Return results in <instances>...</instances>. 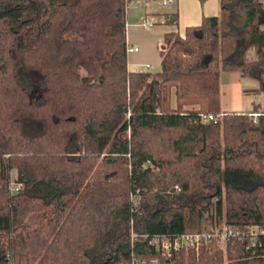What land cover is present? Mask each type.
<instances>
[{
	"label": "trees",
	"instance_id": "obj_1",
	"mask_svg": "<svg viewBox=\"0 0 264 264\" xmlns=\"http://www.w3.org/2000/svg\"><path fill=\"white\" fill-rule=\"evenodd\" d=\"M176 21L158 72H128L124 0H0V264H264V7ZM233 72L262 106L221 112ZM203 214L224 249L148 245Z\"/></svg>",
	"mask_w": 264,
	"mask_h": 264
},
{
	"label": "crops",
	"instance_id": "obj_2",
	"mask_svg": "<svg viewBox=\"0 0 264 264\" xmlns=\"http://www.w3.org/2000/svg\"><path fill=\"white\" fill-rule=\"evenodd\" d=\"M264 7V0H259ZM218 0H173L166 7H160L156 0L129 2L125 6L126 69L128 72L156 73L159 70L157 46L162 36L171 30L166 22L170 15H176V32L182 37L188 27L200 24L201 19L215 17ZM143 20L152 24L143 28ZM135 49L136 51H128ZM253 59V58H252ZM154 68L152 72L149 69ZM241 79L235 72L219 75L220 110L223 113H246L251 111V94L244 92ZM261 106L263 105L262 97Z\"/></svg>",
	"mask_w": 264,
	"mask_h": 264
},
{
	"label": "built area",
	"instance_id": "obj_3",
	"mask_svg": "<svg viewBox=\"0 0 264 264\" xmlns=\"http://www.w3.org/2000/svg\"><path fill=\"white\" fill-rule=\"evenodd\" d=\"M133 0H124L125 6ZM143 2L149 0H141ZM160 7H166L168 4L172 3L173 0H156ZM202 1V0H200ZM168 21V20H167ZM143 28H149L152 24L143 20L141 23ZM128 51H136L135 49ZM255 116V115H254ZM202 120L206 122L216 123L220 120L219 115H206L202 116ZM18 185H13L9 188L10 194H13L17 191ZM222 232L218 233H198V234H186L182 233L176 237H164V236H152L148 238V245L158 251L163 256H168L171 251L178 249H192L197 251L201 247H207V245L212 244V240L219 241L224 238L233 237L237 234L236 231H233L231 227L222 228ZM131 264H138L137 262H132Z\"/></svg>",
	"mask_w": 264,
	"mask_h": 264
},
{
	"label": "rangeland",
	"instance_id": "obj_4",
	"mask_svg": "<svg viewBox=\"0 0 264 264\" xmlns=\"http://www.w3.org/2000/svg\"><path fill=\"white\" fill-rule=\"evenodd\" d=\"M131 2H136V0H133ZM130 2V3H131ZM72 34H67V36H71ZM253 58L252 53H248V59L251 60ZM153 67L149 69L150 72L153 71ZM23 82L31 89L32 96H36V91H35V85H34V79L32 77H27L25 74H22ZM31 78V79H30ZM241 86L244 89H248L251 86L255 87L256 83L252 79H244L241 82ZM249 99L253 103H258L261 102V99L259 97H249ZM241 113V111L239 112ZM13 177H14V172L10 173V183H9V188L15 184H13ZM235 183L246 185L245 179L244 178H239L238 176L235 177ZM135 202V201H134ZM135 205V203H133ZM223 220L218 222V224L215 221H210L205 214L201 215L200 218L196 217H191L190 220L187 222V231L184 233L186 234H198V233H220L222 232V228H226L228 226H225L223 224ZM233 231H235V228H231ZM256 229H253L255 231ZM226 239L222 238L219 241L212 240V244L207 245V249H211L210 251H214L217 249H224V243ZM200 249V248H199Z\"/></svg>",
	"mask_w": 264,
	"mask_h": 264
}]
</instances>
